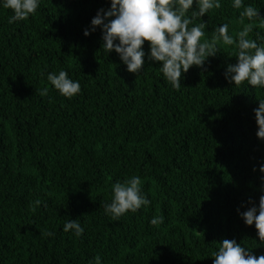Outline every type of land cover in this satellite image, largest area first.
Here are the masks:
<instances>
[{"label": "trees", "instance_id": "trees-1", "mask_svg": "<svg viewBox=\"0 0 264 264\" xmlns=\"http://www.w3.org/2000/svg\"><path fill=\"white\" fill-rule=\"evenodd\" d=\"M219 2L196 20L207 24L202 39L223 24L234 38L243 28V8ZM3 4L0 264H95L97 255L101 264H214L224 239L264 255L255 224L240 215L264 195L254 111L264 88L226 78L238 63L234 46L221 42L176 90L149 59L148 42L138 76L102 48L103 30L93 32L92 20L111 0H40L35 16L11 24L14 13ZM243 4L264 18V0ZM250 38L264 45V28L254 27ZM61 70L81 85L72 99L47 80ZM132 176L150 204L113 220L104 210L112 185ZM159 216L164 222L152 225ZM68 220L79 221L81 237L64 232Z\"/></svg>", "mask_w": 264, "mask_h": 264}, {"label": "clouds", "instance_id": "clouds-1", "mask_svg": "<svg viewBox=\"0 0 264 264\" xmlns=\"http://www.w3.org/2000/svg\"><path fill=\"white\" fill-rule=\"evenodd\" d=\"M39 3L40 0H4L3 7L14 13L8 22L26 21L35 16ZM194 3L197 10L191 11ZM221 7L219 0H111V8L107 11L100 9L93 18L91 30L94 32L97 27L102 28V48L108 53L115 51L119 54L127 70L137 76L145 64L143 49L145 42H148L149 59L162 64L160 72L176 90L181 87L184 73L193 66L202 68L210 57L217 55L221 42L224 46H234L238 63L228 66L226 78L236 87L247 83L253 88H264V45L250 38L254 27L264 28V18L256 7L245 6L243 0H233L234 9L243 8L239 21L243 25L242 30L234 38L229 35L228 24H223L210 40L202 39L206 35L204 29L207 24L202 20L196 23V20ZM245 18L249 23H245ZM84 35L89 36L90 32L86 30ZM47 80L68 99L81 91L80 83L70 79L64 70L49 74ZM48 91V88H43L39 94L47 96ZM254 111L258 125L257 137L264 141V100H259V107ZM260 171L264 173V166ZM141 186L142 180L138 176L114 183L112 200L104 205L106 214L113 220H119L129 212L135 213L148 206L150 201L142 194ZM40 203V200L34 202L36 206ZM249 203L253 206L240 215L248 226L255 224L259 240L264 242V195L260 197L258 208L254 202ZM32 211H35V207H32ZM163 222L162 216L151 220L152 225ZM63 230L66 233L74 232L78 238L84 232L78 220L65 221ZM42 235L52 236L53 233L46 231ZM212 256L214 264H264V255H252L234 239H224ZM95 264H101L99 255L95 257Z\"/></svg>", "mask_w": 264, "mask_h": 264}]
</instances>
